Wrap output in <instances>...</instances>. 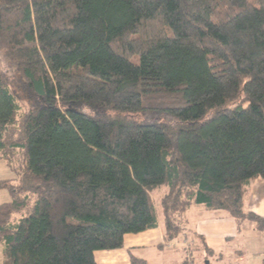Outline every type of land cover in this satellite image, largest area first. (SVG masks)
<instances>
[{"label": "trees", "instance_id": "obj_1", "mask_svg": "<svg viewBox=\"0 0 264 264\" xmlns=\"http://www.w3.org/2000/svg\"><path fill=\"white\" fill-rule=\"evenodd\" d=\"M0 161L2 264H97L160 211L172 241L193 204L264 231V0H0Z\"/></svg>", "mask_w": 264, "mask_h": 264}, {"label": "crops", "instance_id": "obj_2", "mask_svg": "<svg viewBox=\"0 0 264 264\" xmlns=\"http://www.w3.org/2000/svg\"><path fill=\"white\" fill-rule=\"evenodd\" d=\"M13 179V178H9ZM9 179L0 180L5 181ZM5 192V190H0ZM11 202V197L4 203ZM3 204V203H2ZM244 210L248 213H255L264 218V180L257 178L249 184L244 199ZM160 217V216H159ZM158 228L149 230L141 234L126 235L124 239V248L114 251H98L95 253L97 264H130V253L136 257L147 261L149 264H165L167 257L164 254L165 248L169 249L181 247L184 254V243L191 246V252L202 250L204 247L210 246L211 237L216 235V230L220 233L221 226H227L220 238L228 241L234 240L235 235L243 234L246 228H250L255 233H264L259 231L256 224L246 221L239 226L236 219L225 211H209L203 205L193 204L188 211L182 215L181 223L183 231L178 238L167 241L164 221L159 220ZM252 223V224H250ZM192 226V228H191ZM217 226V227H216ZM216 227L215 229H212ZM193 233L192 238L187 235ZM234 233H236L234 235ZM1 258H3V247L0 245ZM232 260V261H231ZM183 256L181 264H184ZM232 264H264V251L255 253V255H243L236 253L232 259Z\"/></svg>", "mask_w": 264, "mask_h": 264}, {"label": "rangeland", "instance_id": "obj_3", "mask_svg": "<svg viewBox=\"0 0 264 264\" xmlns=\"http://www.w3.org/2000/svg\"><path fill=\"white\" fill-rule=\"evenodd\" d=\"M251 4L256 5V0H249ZM240 101L236 102L237 104ZM22 106V111L21 115L24 114V112L29 110V106L25 102H21ZM112 116H116L115 114H111ZM130 120L137 121V122H152L150 119L151 117L144 116V115H133V116H128L127 117ZM21 120V117L19 116V121ZM162 122V121H161ZM166 123L172 124L174 123L173 120L166 119ZM19 155V162L22 159V156L20 155L21 153H18ZM22 169V166H21ZM9 178H14V175L12 174L8 164L5 161H0V180L4 179H9ZM10 180V179H9ZM24 187V184H23ZM21 188V187H20ZM20 188H18V191L21 192ZM9 193L5 190V192H0V204H4V202L8 201L10 199ZM20 200H23V198L27 197L28 199V194L27 193H21L20 196H18ZM31 195L29 196V198ZM12 200V199H11ZM154 200L157 202V198L154 196ZM34 202L33 198L29 200V205H31ZM9 203V202H8ZM157 204V203H156ZM31 208V207H30ZM28 211L22 212V213H17L14 216L13 221L17 222L20 218L23 216L27 215ZM159 220L162 221V215L161 211L159 212ZM252 224V223H250ZM217 227V226H216ZM216 227L212 228L215 229ZM192 228V226H191ZM221 232L224 231V229L227 228V226L222 225L220 227ZM219 233L216 230V235L211 237L210 239V248L209 247H204L202 250H196L192 253V261L195 264H232L230 262V259L233 258V256L236 253H243V255H255V253H258L260 251H264V233H255L253 232L252 229L246 228L241 235H235L234 233V240H224L220 238V235L222 233ZM188 237L192 238L193 233L187 235ZM189 248L191 246L189 245ZM191 250V249H190ZM1 251V249H0ZM164 254L167 257L166 263L165 264H181V260L184 257H186V252L184 251L183 254V249L181 247L177 248H172L167 249L165 248ZM232 261V260H231ZM0 264H2V258H1V252H0Z\"/></svg>", "mask_w": 264, "mask_h": 264}, {"label": "built area", "instance_id": "obj_4", "mask_svg": "<svg viewBox=\"0 0 264 264\" xmlns=\"http://www.w3.org/2000/svg\"><path fill=\"white\" fill-rule=\"evenodd\" d=\"M184 247V251L186 252V257H185V262L184 264H195L193 261H192V253H191V250L189 248V244H187L186 242L184 243L183 245Z\"/></svg>", "mask_w": 264, "mask_h": 264}]
</instances>
